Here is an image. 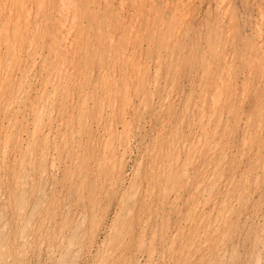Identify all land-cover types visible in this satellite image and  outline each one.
Returning a JSON list of instances; mask_svg holds the SVG:
<instances>
[{
  "label": "rangeland",
  "instance_id": "374dc122",
  "mask_svg": "<svg viewBox=\"0 0 264 264\" xmlns=\"http://www.w3.org/2000/svg\"><path fill=\"white\" fill-rule=\"evenodd\" d=\"M0 217V264H264V0H0Z\"/></svg>",
  "mask_w": 264,
  "mask_h": 264
},
{
  "label": "bare ground",
  "instance_id": "6f19581e",
  "mask_svg": "<svg viewBox=\"0 0 264 264\" xmlns=\"http://www.w3.org/2000/svg\"><path fill=\"white\" fill-rule=\"evenodd\" d=\"M73 1H74V0H73ZM73 5H74V4L72 3V6H73ZM51 6H52V5H51ZM54 7H55V6H54ZM54 7H53V9H54ZM121 11H122V10H121ZM80 12H82V11H80ZM29 14H31V11H30ZM87 14H88V13H87ZM51 15H52V13H50V16H51ZM185 16H186V15H185ZM29 17H30V16H28V18H29ZM47 17H48V16H47ZM49 18H50V17H49ZM9 19H10V18H9ZM87 19H88V18H87ZM185 19H186V18H185ZM74 20H75V19H74ZM89 20H90V19H89ZM220 25H221V24H220ZM47 26H48V25H47ZM186 27H187V26H186ZM260 27H261V26H260ZM97 28H98V27H97ZM191 29H192V28H191ZM48 30H49V29H48ZM51 30H52V29H51ZM85 30H86V28H85ZM186 30H187V29H186ZM49 31H50V30H49ZM23 32H24V31H23ZM35 35H36V34H35ZM186 36H187V35H186ZM259 37H260V36H259ZM176 40H177V39H176ZM66 41H67V40H66ZM7 42H8V41H7ZM88 42H89V41H88ZM150 42H151V41H150ZM180 42H181V41H180ZM174 43H175V42H174ZM31 44H32V42H31ZM175 45H176V44H175ZM177 45H178V44H177ZM182 45H183V44H182ZM86 46H87V45H86ZM178 46H179V45H178ZM139 47H140V45H139ZM170 47H171V46H170ZM174 48H175V47H174ZM176 48H177V47H176ZM13 49H14V48H13ZM18 49H19V48H18ZM93 49H94V48H93ZM96 49H97V48H96ZM180 49H181V48H180ZM170 50H171V49H170ZM178 50H179V49H178ZM181 50H182V49H181ZM87 52H88V51H87ZM87 52H86V53H87ZM90 53H91V52H90ZM170 53H171V51H170ZM177 53H178V52H177ZM92 54H93V53H92ZM219 55H220V54H219ZM15 56H16V55H15ZM172 56H173V55H172ZM175 58H176V57H175ZM128 59H129V58H128ZM12 61H13V60H12ZM61 64H62V63H61ZM230 65H231V64H230ZM61 67H62V66H61ZM136 70H137V69H136ZM137 72H138V71H137ZM5 74H6V73H5ZM137 74H139V72H138ZM137 74H136V75H137ZM86 76H87V75H86ZM86 76H85V77H86ZM137 76H138V75H137ZM86 79H87V78H86ZM137 79H138V78H137ZM47 80H48V79H47ZM64 81H65V80H64ZM113 84H114V83H113ZM22 85H23V83H22ZM22 87H23V86H22ZM134 88H135V87H134ZM18 90H20V89H18ZM134 90H135V89H134ZM134 90H133V91H134ZM134 92H135V91H134ZM134 92H133V93H134ZM16 93H17V92H16ZM16 93H15V94H16ZM15 96H16V95H15ZM166 96H167V95H166ZM2 97H3V96H2ZM3 98H4V97H3ZM227 100H228V99H227ZM107 101H108V100H107ZM143 105H144V103H143ZM206 106H207V105H206ZM229 106H230V104H229ZM141 107H142V106H141ZM141 107H139L140 110H141ZM224 107H225V106H224ZM227 108H228V106H227ZM227 108H226V109H227ZM230 108H231V107H230ZM41 109H42V108H41ZM39 112H41V111L39 110ZM216 112H217V111H216ZM229 114H230V113H229ZM122 115H123V114H122ZM209 118H210V117H209ZM214 118H215V117H214ZM220 118H221V117H220ZM218 119H219V118H218ZM127 123H128V122H127ZM212 123H213V122H212ZM221 123H222V122H221ZM127 125H128V124H127ZM214 125H216V124H214ZM129 126H130V125H129ZM34 127H35V126H34ZM125 127H126V125H125ZM125 127H124V128H125ZM202 130H203V129H202ZM210 131H211V130H210ZM204 135H205V134H204ZM72 137H73V135H72ZM203 137H204V136H203ZM204 139H205V138H204ZM204 139H203V140H204ZM208 140H209V139H208ZM163 141H164V140H163ZM207 142H208V141H207ZM202 143H203V142H202ZM41 144H42V143H41ZM202 145H203V144H202ZM211 145H212V144H211ZM211 145H210V146H211ZM215 145H216V144H215ZM175 146H176V145H175ZM182 146L184 147V145H182ZM210 146H209V147H210ZM209 147H208V149H209ZM168 148H169V147H168ZM3 150H5V149H3ZM180 150H181V149H180ZM182 151H183V149H182ZM167 152H168V151H167ZM190 152H191V151H190ZM209 152H210V151H209ZM177 153H178V152H177ZM185 154H186V153H185ZM188 154H189V153H188ZM195 154H196V152H195ZM176 155H177V154H176ZM180 155H181V154H180ZM205 156H206V155H205ZM163 157H164V156H163ZM172 157H173V156H172ZM203 157H204V156H203ZM221 157H222V156H221ZM174 158H175V157H174ZM175 159H176V158H175ZM191 160H193V159H191ZM196 160H198V159H196ZM209 160H210V159H209ZM219 161H221V159H220ZM22 162H23V161H22ZM170 162H172V161H170ZM190 162H191V161H190ZM216 162H217V161H216ZM173 163H174V162H173ZM218 163H219V162H218ZM175 164H176V163H175ZM216 164H217V163H216ZM168 165H169V167H170V163H169ZM168 165H167V166H168ZM202 165H203V164H202ZM206 165H207V164H206ZM181 166H183V165H181ZM185 166H186V165H185ZM43 167H44V166H43ZM169 167H168V169H169ZM44 168H45V167H44ZM180 169H182V168H180ZM183 169H185V167H184ZM212 169H213V168H212ZM12 170H13V169H12ZM21 170H22V169H21ZM38 170H39V169H38ZM40 170H41V169H40ZM185 170H186V169H185ZM185 170H183V171H185ZM183 171H182V172H183ZM212 171H213V170H212ZM196 173H197V172H196ZM12 174H13V173H12ZM40 174H41V173H40ZM40 174H39V175H40ZM43 174H44V173L42 172V175H43ZM162 174H163V173H162ZM172 174H173V173H172ZM175 174H176V173H175ZM183 174L185 175L186 172H183ZM188 174H189V173H188ZM197 174H198V173H197ZM22 175H23V174H22ZM42 175H41V176H42ZM160 175H161V173H160ZM184 175H183V178L186 176V175H185V176H184ZM26 176H27V175H26ZM46 176H47V175H46ZM180 176H181V175H180ZM180 176H179V177H180ZM22 177H23V176H22ZM177 177H178V176H177ZM172 178H173V177H172ZM180 178L183 179L182 177H180ZM180 178H179V180H180ZM198 178H199V177H198ZM232 178H233V177H232ZM16 179H17V178H16ZM19 179H20V178H19ZM21 179H22V178H21ZM39 180H40V178H39ZM46 180H47V179H46ZM167 180H168V177H167ZM188 180H189V178H188ZM217 180H218V179H217ZM220 180H221V179H220ZM232 180H233V179H232ZM232 180H231V181H232ZM171 181H172V180H171ZM176 181H177V179H176ZM190 181H192V179H191ZM225 181H226V180H225ZM15 182H16V181H15ZM18 182H19V181H18ZM35 182H36V181H35ZM37 182H38V181H37ZM43 182H44V181H43ZM93 182H94V181H93ZM182 182H183V181H182ZM1 183H2V182H1ZM48 183H49V182H48ZM107 183H108V182H107ZM109 183H111V182H109ZM179 183H180V182H179ZM201 183H202V182H201ZM216 183H217V182H216ZM180 184H181V183H180ZM191 184H192V183H191ZM14 185H15V184H14ZM25 185H26V183H25L23 186H25ZM170 185H171V184H170ZM172 185H173V184H172ZM197 185H199V184H197ZM204 185H205V184H204ZM209 185H210V184H209ZM211 185H212V184H211ZM19 186H20V185H19ZM21 186H22V185H21ZM21 186H20V187H21ZM33 186H34V185H33ZM109 186H110V185H109ZM195 186H196V185H195ZM199 186H200V185H199ZM15 187H16V186H15ZM39 187H40V186H39ZM183 187H184V186H183ZM212 187H213V186H212ZM39 189H40V188H39ZM110 189H111V187H110ZM196 189H198V188H196ZM213 189H214V188H213ZM40 190H41V189H40ZM40 190H39V191L37 190V191L40 192ZM107 190H108V189H107ZM204 190H205V189H203L202 191H204ZM210 190H211V189H210ZM20 191H21V190H20ZM41 191H42V190H41ZM101 191H102V190H101ZM164 191H165V190H164ZM164 191H163V192H164ZM196 191H197V190H196ZM206 191H207V190H206ZM212 191H213V190H212ZM24 192H25V191H24ZM230 192H231V191H230ZM2 193H3V192H2ZM42 193H43V192H42ZM176 193H177V192H176ZM200 193H201V191H200ZM206 193H207V192H206ZM11 194H12V193H11ZM18 194H20V193H18ZM106 194H107V193H105V195H106ZM209 194H210V191H209ZM226 194H227V193H226ZM198 195H199V194H198ZM203 195H204V194H203ZM207 195H208V194H206V196H207ZM180 196H181V195H180ZM192 196H194V195H192ZM192 196H191V197H192ZM20 197H21V196H20ZM40 197H41V195H40ZM177 197H178V195H177ZM84 198H85V197H84ZM189 198H190V196H189ZM203 198H204V197H203ZM206 198H207V197H206ZM127 199H128V198H127ZM175 199H176V198H175ZM175 199H174V200H175ZM197 199H198V197H197ZM172 200H173V199H172ZM176 200H178V199H176ZM210 200H211V199H210ZM223 200H224V199H223ZM228 200H229V198H228ZM38 201H39V200H38ZM194 201H195V203H196V200H194ZM214 201H215V200H214ZM198 202H199V201H198ZM35 203H36V202H35ZM35 203H34V204H35ZM224 203H225V201H224ZM38 204H39V203H38ZM178 204H179V203H178ZM196 205H197V204H196ZM214 205H215V204H214ZM171 206H172V205H171ZM93 207H94V206H93ZM93 207H92V208H93ZM176 207H177V206H176ZM196 207H197V206H196ZM202 207H203V206H202ZM8 208H9V205H5V210H7ZM193 209H194V208H193ZM196 209H197V208H196ZM196 209H194V211H195ZM230 209H231V208H230ZM92 210H94V208H93ZM222 210H223V209H222ZM17 211H18V210H17ZM191 211H192V210H191ZM19 212H20V211H19ZM127 213H129V211H128ZM211 213H212V212H211ZM211 213H210V214H211ZM222 213H223V212H222ZM193 214H194V212H193ZM200 215H201V214H200ZM208 215H209V214H208ZM203 216H204V215H203ZM196 217H197V216H196ZM0 218H1V217H0ZM198 218H199V217H198ZM190 219H191V218H190ZM218 219H219V218H218ZM192 220H193V219H192ZM201 220H202V219H201ZM215 220H216V219H215ZM193 221H194V220H193ZM195 222H196V221H195ZM195 222H194V224H195ZM204 222H205V221H204ZM190 223H191V222H190ZM207 223H208V222H207ZM219 223H220V222H219ZM202 224H203V223H202ZM143 226H144V225H143ZM196 226H197V225H196ZM204 227H205V226H204ZM204 227H203V228H204ZM0 228H1V227H0ZM203 228H202V229H203ZM208 228H209V227H208ZM1 229H3V228H1ZM206 229H207V228H206ZM204 230H205V229H204ZM2 231H3V230H2ZM196 231H197V230H196ZM194 232H195V231H194ZM2 233H3V232H2ZM192 233H193V232H192ZM212 233H213V232L211 231V234H212ZM152 234H154V233H152ZM201 234H202V233H201ZM62 235H63V234H62ZM196 235H197V234H196ZM152 236H153V235H152ZM191 236H192V235H191ZM193 236H194V235H193ZM121 237H122V236H121ZM200 237H201V236H200ZM113 238H114V237H113ZM195 238H196V237H195ZM19 239H21V238L19 237ZM52 239H53V238H52ZM52 239H51V240H52ZM188 239H189V238H188ZM1 240H2V239H1ZM22 240H23V239H22ZM189 240H190V239H189ZM10 241H11V240H10ZM55 241H56V239H55ZM11 242H12V241H11ZM11 242H10V243H11ZM119 243H120V242H119ZM189 243H190V242H189ZM203 243H204V242H203ZM192 244H193V243H192ZM48 245H49V244H48ZM50 245H51V244H50ZM117 245H118V244H117ZM181 245H182V244H181ZM199 245H200V244H199ZM184 246H185V245H184ZM184 246H183V247H184ZM191 246H192V245H191ZM50 247H51V246H50ZM186 248H187V247H186ZM186 248H185V249H186ZM182 249H183V248H182ZM194 249H195V247H194ZM9 250H10V249H9ZM188 250H189V249H188ZM50 251H51V250H50ZM51 252H52V251H51ZM51 252H50V253H51ZM65 252H66V251H65ZM65 252H64V253H65ZM67 252L70 253L69 251H67ZM67 252H66V253H67ZM50 253H49V254H50ZM66 255H67V254H66ZM185 256H186V255H185ZM62 257H63V256H62ZM221 257H222V256H221ZM59 258H60V257H59ZM224 258H225V257H224Z\"/></svg>",
  "mask_w": 264,
  "mask_h": 264
}]
</instances>
